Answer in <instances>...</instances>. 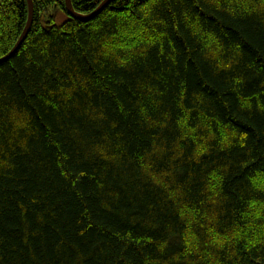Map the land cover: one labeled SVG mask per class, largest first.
Listing matches in <instances>:
<instances>
[{
	"label": "trees",
	"instance_id": "16d2710c",
	"mask_svg": "<svg viewBox=\"0 0 264 264\" xmlns=\"http://www.w3.org/2000/svg\"><path fill=\"white\" fill-rule=\"evenodd\" d=\"M33 3L0 65V264H264V0ZM28 14L0 0V59Z\"/></svg>",
	"mask_w": 264,
	"mask_h": 264
},
{
	"label": "water",
	"instance_id": "95a60500",
	"mask_svg": "<svg viewBox=\"0 0 264 264\" xmlns=\"http://www.w3.org/2000/svg\"><path fill=\"white\" fill-rule=\"evenodd\" d=\"M113 1L114 0H104L95 11L87 15L77 13L74 10V7L72 5V0H65V3H66V10L72 18L79 20L81 22H88V21L95 19L98 15H100L103 12V10L106 7H108ZM27 3H28L29 14H28V20H27L26 27L20 39L18 40L17 44L15 45V47L10 51L8 55L0 59V65L9 61L12 57H14V55L22 47L23 43L25 42L29 33L31 32L33 22H34V12H35L34 3H33V0H27Z\"/></svg>",
	"mask_w": 264,
	"mask_h": 264
},
{
	"label": "rangeland",
	"instance_id": "374dc122",
	"mask_svg": "<svg viewBox=\"0 0 264 264\" xmlns=\"http://www.w3.org/2000/svg\"><path fill=\"white\" fill-rule=\"evenodd\" d=\"M63 19H64L63 16H60L59 20L62 21ZM127 37H128V36H127Z\"/></svg>",
	"mask_w": 264,
	"mask_h": 264
}]
</instances>
